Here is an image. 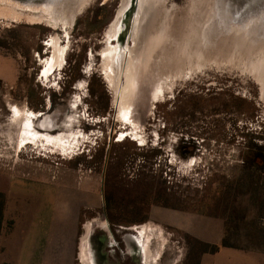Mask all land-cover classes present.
Wrapping results in <instances>:
<instances>
[{
  "label": "rangeland",
  "instance_id": "rangeland-1",
  "mask_svg": "<svg viewBox=\"0 0 264 264\" xmlns=\"http://www.w3.org/2000/svg\"><path fill=\"white\" fill-rule=\"evenodd\" d=\"M120 3L92 0L70 28L0 12V264H94L95 252V264H198V243L264 251V167L246 158L264 155V37L253 53L231 33L204 44L189 0H164L149 28L180 45L154 52L123 113L102 55ZM56 36L64 63L46 70Z\"/></svg>",
  "mask_w": 264,
  "mask_h": 264
},
{
  "label": "bare ground",
  "instance_id": "bare-ground-1",
  "mask_svg": "<svg viewBox=\"0 0 264 264\" xmlns=\"http://www.w3.org/2000/svg\"><path fill=\"white\" fill-rule=\"evenodd\" d=\"M91 1L92 0H0V12H2L4 14H11L13 16L19 17L20 16L19 10H21V11L27 12V13L23 12L22 15H25L26 18L29 20H32V21H48L49 23H51L53 25L54 28H56L58 26L57 25L58 23H64V25H66V26L63 25L64 28H67V27L70 28L72 25L74 17L77 15L76 12L77 11L80 12ZM163 3H164V0H125L124 3L122 4V6H124L123 11L121 12L120 16L117 17L118 21L125 22L124 20H128V22L126 21L127 23H129V21H130V24L132 23L131 30H132V33L135 35V38H137L139 41L145 40L148 32L150 31L151 22L153 21V18L155 16V12H157V10L159 11V9L157 7L161 6ZM185 8H186L187 14L192 17V21H191L190 25H195L196 28L198 27V29H197L198 34H199L198 37L201 38L200 42H203L204 44L208 43L210 38L216 40L223 34L227 33V35H228V33L229 34L231 33V34H233L232 35L233 40L231 42H236L240 46L241 45L246 46L244 48L248 49V50H245V51L253 53L256 51H254L253 50L254 48H251V47L254 46V44L255 45L258 44V41H261V40L263 41L262 37H264V34H263L264 33V0H189L188 7H185ZM171 13H172V11H169L167 19L171 17V15H172ZM174 13L175 12H173V14ZM184 13L185 12L183 11V15H184ZM181 14H182V11H181ZM183 18H185V16H183ZM187 19H188V17H187ZM126 22H125V25H126ZM185 22H186V20H185ZM171 23H173V22H171ZM121 24L123 25L124 23H121ZM175 24L177 25L176 22H175ZM183 24H185V23H183ZM171 27H173V26H171ZM177 28H179V27H177ZM223 29H227V30H223ZM175 30H177V29H175ZM183 31H184V29H183ZM166 32H170V31L168 30ZM178 32H179V30H178ZM170 33H169V35H170ZM173 33H175V31ZM165 35H167V34L165 33L163 36L162 32L158 31L157 41H158L159 48L163 45V43L165 41L168 40L170 42V39L164 40V38H166ZM169 35H168V38H169ZM179 37L178 36H177V38L175 37L174 41H172L173 39L171 38L172 42H170V43H172L173 45H180V40L178 39ZM258 39H260V40H258ZM200 42L198 40V43H200ZM170 43H169V45H170ZM238 44H236V45L233 44V46L237 47ZM186 45H187L186 47H188L187 51L189 52L190 46L187 43H186ZM175 48H178V47H175ZM185 49L183 50V48H182V50H183V52H182V50L180 48L179 53H183L186 56V58H187V56L188 57L191 56L193 58L196 57V59H198V62H199V60L204 59L203 56L197 57V53L199 51L198 52L195 51V52H197L196 54H194L192 52L191 55H189L188 53H187L188 54L187 55L185 52ZM257 50H258V48H257ZM174 51H175V49H174ZM176 52L178 53V51H176ZM168 53H169V51H168ZM146 56H148V55H146ZM105 58H106V56L103 57V68L107 72V79H108L109 85L115 94L114 95V100H115L114 102L116 104L115 106L119 107V109L121 111H122V107H123L124 108L123 113H124L125 108H126L124 106H127L133 102L132 101V90L130 91V89H129L130 88L129 86L132 87L133 84L130 85V84L126 83L125 85L118 86L117 85L118 82H116L117 78L115 76V73L113 72L109 63L106 62L107 58L106 59ZM159 58H161V57H159ZM175 59L177 60V58H175ZM185 60H182V61L185 62ZM191 60H192V58H191ZM238 63H240V62H238ZM43 65L45 66V69H47L48 66L51 65L50 60L46 59L44 61ZM178 65H180V64H178ZM181 67H182V69H184L182 65H181ZM166 68H168V67L166 66ZM175 68H176V65H175ZM173 69H174V67H173ZM176 70H177V68H176ZM176 70H174V71H176ZM255 70H256L255 76L257 78L259 77L258 78L259 82L260 81L262 82L263 81L262 77L264 76V68L262 67V65L258 64V66H256ZM154 72H156V71H154ZM177 72H175V73H177ZM182 72H184V71H182ZM166 73H168V71ZM166 75H168V74H166ZM172 75H176V77H177V74L173 73ZM181 75L183 76V74H181ZM170 76H171V74H170ZM144 78H145V75L142 76V79L138 83H136V85L135 84L133 85V87L135 89H137L136 94H138V90L142 91V88L144 86V81H145ZM160 83L161 82H158V80H157L154 83V86H152V90H153V92H155V95L161 93L162 88L160 86ZM14 111H15L14 114L16 117L19 114V112H21V111H18V109H14ZM23 116H26V114ZM121 117L123 119L129 118V116L126 113L121 114ZM24 137H25L24 140L22 139L23 141L30 138V137H28V134L26 132L24 134ZM92 259H93V263L95 264L94 256L92 257Z\"/></svg>",
  "mask_w": 264,
  "mask_h": 264
},
{
  "label": "flooded vegetation",
  "instance_id": "flooded-vegetation-1",
  "mask_svg": "<svg viewBox=\"0 0 264 264\" xmlns=\"http://www.w3.org/2000/svg\"><path fill=\"white\" fill-rule=\"evenodd\" d=\"M124 1L125 0H121L117 15L115 17V20L113 21V23L110 27V31L107 34V36H108L107 37L108 38V47L102 53L103 57L106 56V58H107L106 62L109 63L110 67L112 68L113 72L115 73V76L117 78L116 82H118L117 83L118 86L125 85L126 83L130 84V85H132V84L134 85V83L139 82L142 79V76H144L146 73L145 72L146 70L144 67L150 61V57L154 54V52L157 49H159V45H158V41H157L158 31L155 32V34H153V31H152L153 29H150V31L147 34L146 39L139 41L137 38H135V35L132 33V30H131L132 23L130 24V21H129V23H127L128 20H124L125 22L127 21L126 25H125V22L118 21L117 17H119L121 12L123 11L124 6H122V4L124 3ZM121 23H124V24L122 25ZM130 32H131V40L133 42V47H130L129 45H127V42L125 41L127 39L128 33H130ZM113 39H115L117 41L116 42L117 44L114 47L111 46V44L109 43ZM59 43H60L59 36L53 37L50 40L49 46H51L52 52H51V57H49V60L51 62V65L48 66V68L46 70H49L52 68V71H53L56 67H61L62 64L64 63V59H65L64 54H65L66 49L61 48L59 46ZM146 55H148V56H146ZM44 73H45V71H44ZM42 74H43V72H42ZM47 74H48V72L46 73V75ZM119 74H121V77L124 76V78H125L124 84H121V79L120 80L118 79ZM43 76H45V75H43ZM133 85H132V87L129 86L130 91L131 90L133 91V89H134ZM14 109H18V108H14ZM37 115H38V117L41 118V120H40V122H41L44 119V116L46 114H41V113L39 114L38 113ZM42 126L44 127V122L41 123V127ZM41 130L44 131L43 129H41ZM27 131H28L27 134H30L31 138L34 137L37 139L39 137V133L36 132L35 128L34 129H28ZM41 136H43V135H41ZM92 237L94 238V241H95L96 236L92 235ZM125 239H126V242L130 245V242L132 241L131 237L126 235ZM99 244L100 245L104 244V241L99 239L98 245ZM115 246H119V245L113 236L112 242H110V244L108 246H106V248L112 249ZM102 248L97 247L96 251H100ZM95 258H96V252L94 255V260H95ZM95 262H96V260H95Z\"/></svg>",
  "mask_w": 264,
  "mask_h": 264
},
{
  "label": "crops",
  "instance_id": "crops-1",
  "mask_svg": "<svg viewBox=\"0 0 264 264\" xmlns=\"http://www.w3.org/2000/svg\"><path fill=\"white\" fill-rule=\"evenodd\" d=\"M191 234L201 242L208 243L209 241L207 240L208 239L207 235L203 233H199L197 232V230L191 231ZM211 244L218 245L217 243H211ZM221 248L218 252L214 254L202 253L199 257L198 264H264L263 249H256V248L251 249L249 247L242 248V247H234V246L221 247ZM14 261L16 263L18 259Z\"/></svg>",
  "mask_w": 264,
  "mask_h": 264
},
{
  "label": "trees",
  "instance_id": "trees-1",
  "mask_svg": "<svg viewBox=\"0 0 264 264\" xmlns=\"http://www.w3.org/2000/svg\"><path fill=\"white\" fill-rule=\"evenodd\" d=\"M247 160L252 164L253 168L260 170L261 168L264 167V155H258L254 154L251 156L247 155ZM6 195L3 192H0V237L2 234V229L4 225V217H5V210H6ZM201 244V247H203V250L201 253H211L214 254L220 250L221 247H228L231 246L226 242H222L220 246L214 245V246H209V244Z\"/></svg>",
  "mask_w": 264,
  "mask_h": 264
}]
</instances>
